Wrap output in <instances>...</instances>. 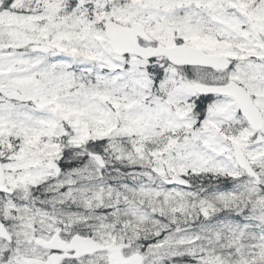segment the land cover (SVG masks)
I'll return each instance as SVG.
<instances>
[{
    "label": "snow or ice",
    "instance_id": "obj_1",
    "mask_svg": "<svg viewBox=\"0 0 264 264\" xmlns=\"http://www.w3.org/2000/svg\"><path fill=\"white\" fill-rule=\"evenodd\" d=\"M0 264H264V0H0Z\"/></svg>",
    "mask_w": 264,
    "mask_h": 264
}]
</instances>
